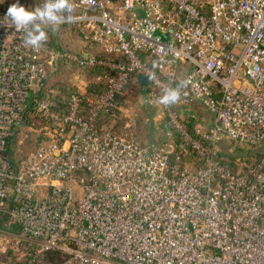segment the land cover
I'll return each mask as SVG.
<instances>
[{"label": "built area", "instance_id": "obj_1", "mask_svg": "<svg viewBox=\"0 0 264 264\" xmlns=\"http://www.w3.org/2000/svg\"><path fill=\"white\" fill-rule=\"evenodd\" d=\"M75 6L60 23L85 49L47 56L23 45L0 0V232L18 229L21 252L1 264H264V0ZM63 60L93 72L90 94L47 85ZM181 81L180 102L161 105ZM130 93L161 110L167 141L142 143L126 113L117 130ZM32 105L41 142L14 163ZM197 106L207 127L192 122ZM227 142L239 157H224Z\"/></svg>", "mask_w": 264, "mask_h": 264}, {"label": "rangeland", "instance_id": "obj_2", "mask_svg": "<svg viewBox=\"0 0 264 264\" xmlns=\"http://www.w3.org/2000/svg\"><path fill=\"white\" fill-rule=\"evenodd\" d=\"M6 6H10L13 3H17V0H1ZM77 0H72L74 5V11L71 14H65L64 17H72L78 13L76 8ZM19 4L24 6L28 10L34 9L36 6L41 5L40 0H19ZM44 30L48 33V40L43 45L45 54L50 56L52 53L65 51L80 52L84 50V37L77 25L72 23H59L57 26L44 25ZM53 72V71H52ZM93 77V73L90 71H85L79 68L77 65H69L67 61H62L61 64L56 66V69L50 75V80L52 78L58 79L61 84L67 88L75 87L74 84H82L81 80L84 81L86 78ZM73 79V81H72ZM78 86V85H77ZM127 98L134 105H120L124 112L123 117L119 118L116 124L118 131L126 132L127 122L129 121L125 113L134 120V125L131 127L134 134L138 136L140 141L144 144L148 143H164L167 141L165 133L163 131L162 125L160 124L162 119L161 110L155 109L147 105L137 103V99L134 94L130 93ZM125 101V100H122ZM121 101V102H122ZM127 101V100H126ZM34 106L27 115L26 124L22 129L19 130L18 134L12 138L9 142V156L12 162L16 163L26 157L30 152H32L41 142V136L43 135L42 127L45 125L42 119L37 116ZM206 110V109H205ZM207 111V110H206ZM199 123L197 119L194 121ZM207 125V123H206ZM203 127H207L202 124ZM226 150L231 152L224 155L226 159H234V157H239L240 151L238 146L231 142L226 143ZM4 222V221H3ZM5 224V222H4ZM18 229L12 231V233L0 232V259L6 258L7 255L14 254L16 257H20L21 252L15 251V235ZM12 250V251H10ZM4 251H10L6 254ZM14 251V252H13ZM2 261V260H1ZM0 261V264H1Z\"/></svg>", "mask_w": 264, "mask_h": 264}, {"label": "clouds", "instance_id": "obj_3", "mask_svg": "<svg viewBox=\"0 0 264 264\" xmlns=\"http://www.w3.org/2000/svg\"><path fill=\"white\" fill-rule=\"evenodd\" d=\"M74 11L72 0H44L40 6L32 10L26 9L17 3L11 4L6 12L5 19L9 20L17 31L24 32L23 45L32 49L41 48L48 40V33L44 25L57 26L64 15ZM150 80L155 79V74L149 75ZM187 81H181L176 87H166L159 97V103L165 107L178 104L181 92L186 87Z\"/></svg>", "mask_w": 264, "mask_h": 264}, {"label": "crops", "instance_id": "obj_4", "mask_svg": "<svg viewBox=\"0 0 264 264\" xmlns=\"http://www.w3.org/2000/svg\"><path fill=\"white\" fill-rule=\"evenodd\" d=\"M61 62L62 61H59L60 64H61ZM55 69H53V72H54ZM58 79L52 78L50 80V77H49V79L47 81V85L49 87H56V88H60L61 87L62 88V90H61L62 93L67 91L68 89H70V88L65 87L63 84H61V82H59ZM93 80H94V74H93V77L86 78L84 81L81 80L82 84L76 83L73 86L76 87L78 85L77 87H79V89H81L82 92L90 94L93 91V87H92L93 86V84H92ZM72 81H73V79H72ZM126 100L122 102V105H134L135 104V103H132L133 101H130L129 98H127ZM56 101H57V105H65V100L63 99V96L60 95V93H58L56 95ZM135 102L140 103L138 100L135 101ZM205 109H206L205 107L197 106L196 109H195V112L194 113L192 112L193 114L191 115V118H193L194 120L197 119L198 121H200L201 124L207 126V125H209L212 122L213 117L208 111H206L207 109L206 110ZM206 123H207V125H206Z\"/></svg>", "mask_w": 264, "mask_h": 264}, {"label": "trees", "instance_id": "obj_5", "mask_svg": "<svg viewBox=\"0 0 264 264\" xmlns=\"http://www.w3.org/2000/svg\"><path fill=\"white\" fill-rule=\"evenodd\" d=\"M1 7H2V9H3L5 12H7L8 6L4 5V3H2V1H1ZM59 107H60L61 109H65L66 105H59ZM191 119H192V122H193L194 119H193V118H191ZM42 121H43V123L45 122L44 120H42ZM8 157H9V159H10L9 153H8ZM10 160H11V159H10ZM1 228L4 229V230L7 229V227L4 225V222L1 223Z\"/></svg>", "mask_w": 264, "mask_h": 264}, {"label": "water", "instance_id": "obj_6", "mask_svg": "<svg viewBox=\"0 0 264 264\" xmlns=\"http://www.w3.org/2000/svg\"><path fill=\"white\" fill-rule=\"evenodd\" d=\"M140 81H141L142 83H145V84H149V83H150V80H149L148 77H146V76H142V77H140ZM190 114L192 115L193 113L190 112Z\"/></svg>", "mask_w": 264, "mask_h": 264}]
</instances>
